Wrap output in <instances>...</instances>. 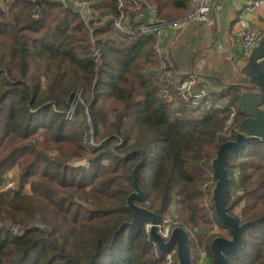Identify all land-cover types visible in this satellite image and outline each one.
<instances>
[{"label":"trees","instance_id":"1","mask_svg":"<svg viewBox=\"0 0 264 264\" xmlns=\"http://www.w3.org/2000/svg\"><path fill=\"white\" fill-rule=\"evenodd\" d=\"M86 1L90 17L67 0H0V185L17 170L15 186L0 189V264H167L168 252L176 264L175 246L160 251L151 241L148 217L130 224L131 173L143 155L134 202L159 221L174 205L192 264L197 246L215 264L209 245L222 234L210 229L227 228L211 200V159L243 117L242 89L211 91L208 103L188 108L168 83L179 71L158 74L154 36H119L110 25L116 0ZM145 1L164 17L190 7ZM123 10L136 26V11ZM263 147L248 142L225 165L228 211L249 222L229 264H264Z\"/></svg>","mask_w":264,"mask_h":264},{"label":"water","instance_id":"2","mask_svg":"<svg viewBox=\"0 0 264 264\" xmlns=\"http://www.w3.org/2000/svg\"><path fill=\"white\" fill-rule=\"evenodd\" d=\"M243 73L249 76L248 83H239L240 92L237 105L242 114L238 129L234 137L223 141L216 149L211 159L212 174L215 182L211 188V200L218 221L228 229L230 236L218 235L210 242V253L215 264H229L226 254H237L242 245L243 228L249 223L238 220L229 213L226 205L228 191V176L225 165L231 152H238L248 142L264 141V37L247 56V61L242 68ZM144 155L132 169L134 190L127 196V204L133 210L130 224L139 214L149 218L147 232L160 251L176 247L177 263L192 264L189 253V235L180 225L174 226L165 240L158 232V217L155 212L134 202L135 198L142 196V190L136 180V171Z\"/></svg>","mask_w":264,"mask_h":264},{"label":"built area","instance_id":"3","mask_svg":"<svg viewBox=\"0 0 264 264\" xmlns=\"http://www.w3.org/2000/svg\"><path fill=\"white\" fill-rule=\"evenodd\" d=\"M72 5L81 10L85 16H91V4L89 1L82 0H67ZM119 12L115 16H111V27L117 32L119 36L124 34L133 35L136 30L143 34L151 33L154 38V49L159 58V76L162 77L168 75L171 72L172 64L168 57L166 49V42L169 38L174 37L175 34L182 28L192 23H207L212 20L214 14V5L212 0H190V7L182 14L175 17H164L159 14L157 9L147 3L145 0H116ZM243 4L242 9L256 10L263 3L264 0H238ZM125 3L136 11L135 19L137 22L134 26L128 16L125 14L123 7ZM106 18V16L104 17ZM236 36L239 40L241 58L246 59L250 52L259 44L264 37V31L253 26L246 17L244 10H240L236 17ZM168 83L172 85L176 96L184 103L188 108L196 109L205 103H208V97L210 94L207 84L199 79V77L193 71H187L183 74H176V77L168 79ZM220 106H222L220 104ZM229 116L225 122V128H227L232 120L236 107L229 106ZM71 115L70 112L67 113ZM238 129V128H237ZM235 129V131L237 130ZM213 175V174H212ZM12 182L6 184L11 185ZM208 204V202H205ZM158 232L166 240L169 237L170 231L174 226L172 216H165L162 220L158 221ZM214 226V227H213ZM148 229V223L145 225ZM215 227L217 224H213L210 232H217ZM206 252L205 250L197 246V264H205ZM167 264L173 260L172 252H168L165 255Z\"/></svg>","mask_w":264,"mask_h":264},{"label":"crops","instance_id":"4","mask_svg":"<svg viewBox=\"0 0 264 264\" xmlns=\"http://www.w3.org/2000/svg\"><path fill=\"white\" fill-rule=\"evenodd\" d=\"M212 3V18L216 22L213 27L209 28L207 23H192L166 42L169 60L179 71L176 73L193 71L210 92L250 80L242 71L247 58L242 59L240 54L237 13L244 10L250 23L264 31V3L256 10L242 9L243 4L238 0H212Z\"/></svg>","mask_w":264,"mask_h":264},{"label":"rangeland","instance_id":"5","mask_svg":"<svg viewBox=\"0 0 264 264\" xmlns=\"http://www.w3.org/2000/svg\"><path fill=\"white\" fill-rule=\"evenodd\" d=\"M214 22L215 21H213V18H212V20H210L209 21V23H208V27L210 28V27H213L214 26ZM216 23V22H215ZM263 150H264V147H263ZM235 172H237V171H235ZM16 181H17V170H16V168H13V169H11L8 173H7V177H6V179H5V181H4V183L3 184H1L0 185V189H2V188H6V187H11V186H15V184H16ZM9 182H12V184L11 185H8V186H6V184H8ZM26 190H28V188H26ZM240 189H238V191H239ZM234 193H237V192H235V191H233ZM174 205H173V210H172V212H171V214H170V216H173L174 215ZM32 224H37V225H41V223L39 222V221H36V220H34L33 222H32ZM213 225V224H212ZM174 227V226H173ZM172 227V228H173ZM214 227V226H213ZM208 226H205V227H202L201 229H198L197 231L199 232V233H203V232H205V231H207L208 230ZM19 231V227L17 226L16 228H15V231ZM215 230L217 231V232H220L223 236H230L229 235V232H228V229H225V228H219V227H215ZM209 260V257H205V261H203V262H207Z\"/></svg>","mask_w":264,"mask_h":264}]
</instances>
